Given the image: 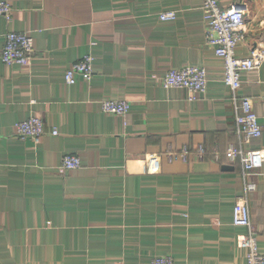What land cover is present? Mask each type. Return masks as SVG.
<instances>
[{
  "label": "crops",
  "instance_id": "0c3cea01",
  "mask_svg": "<svg viewBox=\"0 0 264 264\" xmlns=\"http://www.w3.org/2000/svg\"><path fill=\"white\" fill-rule=\"evenodd\" d=\"M8 31L34 37L31 65L0 57V264H247L246 229L233 225L245 180L224 61L206 40L203 0H5ZM245 12L238 57L264 48V0H219ZM175 11L174 20H161ZM94 57L90 80L65 72ZM207 69L205 93L191 100L162 79L185 66ZM263 128L246 144L264 150V63L242 74ZM105 99L127 100L126 115ZM40 115L47 132L20 139L16 125ZM59 131L51 134L52 129ZM188 148V159L170 153ZM82 166L61 169L63 157ZM217 156L219 158H217ZM159 157L160 161L157 160ZM149 160H153L151 165ZM248 181L253 225L264 254V165Z\"/></svg>",
  "mask_w": 264,
  "mask_h": 264
},
{
  "label": "built area",
  "instance_id": "2783aa9c",
  "mask_svg": "<svg viewBox=\"0 0 264 264\" xmlns=\"http://www.w3.org/2000/svg\"><path fill=\"white\" fill-rule=\"evenodd\" d=\"M203 10L206 24V40L209 46L214 48L215 54L224 61L223 82L232 94L235 129L240 136L239 146H233L228 150V156L239 158L242 164V173L245 180L243 193L238 196L233 207V225L246 229L240 240V246L247 251V264H264V254L260 252L258 234L253 225L249 207V194L253 192L257 184L248 181L249 175L254 170H259L264 165V150L248 149L246 144L262 136L263 128L259 123V117L254 109L251 97L239 95L242 87V74L247 71L257 70L264 63V48H255L250 55L238 57L236 50L245 40V12L241 8H224L219 0H203ZM13 8L10 2L0 0V16L7 22L12 20ZM161 20H174L177 18L175 11L164 12ZM34 37L30 32L8 31L5 35V43L0 52L2 61L9 66L18 65L28 67L34 57ZM94 57L86 55L81 60L73 63L65 72V81L69 85L77 83L79 77L90 80L94 74ZM165 88H181L189 92L191 100L199 94L205 93L208 86V72L204 67L185 66L180 69H172L162 79ZM130 103L127 100L105 99L102 101V110L105 113L126 115L130 111ZM47 132L44 119L38 114H32L27 119L16 125V135L20 139H33L39 141ZM51 134L58 135L56 128ZM188 148L182 152L170 153L169 156L179 155L184 160L188 159ZM160 161V158L157 157ZM217 158H219L217 156ZM153 160H149L151 165ZM82 162L77 155L63 157L61 169L63 171L80 168ZM151 264H176L170 255L157 256Z\"/></svg>",
  "mask_w": 264,
  "mask_h": 264
}]
</instances>
